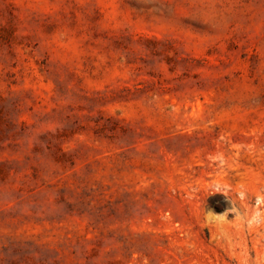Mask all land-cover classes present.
<instances>
[{
  "label": "rangeland",
  "instance_id": "1",
  "mask_svg": "<svg viewBox=\"0 0 264 264\" xmlns=\"http://www.w3.org/2000/svg\"><path fill=\"white\" fill-rule=\"evenodd\" d=\"M0 264H264V0H0Z\"/></svg>",
  "mask_w": 264,
  "mask_h": 264
}]
</instances>
